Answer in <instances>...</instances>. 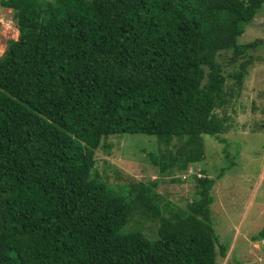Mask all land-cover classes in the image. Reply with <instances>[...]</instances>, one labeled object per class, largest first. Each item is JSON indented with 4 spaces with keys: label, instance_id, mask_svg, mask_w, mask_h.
<instances>
[{
    "label": "trees",
    "instance_id": "1",
    "mask_svg": "<svg viewBox=\"0 0 264 264\" xmlns=\"http://www.w3.org/2000/svg\"><path fill=\"white\" fill-rule=\"evenodd\" d=\"M263 3L0 0L18 30L0 55V264H219L211 189L237 151L194 175L184 206L158 177L105 182L94 154L109 135L144 133L163 145L148 151L160 177L199 161L203 134L229 127L214 111L226 78L243 75L218 55L243 64L259 41L237 39Z\"/></svg>",
    "mask_w": 264,
    "mask_h": 264
},
{
    "label": "rangeland",
    "instance_id": "2",
    "mask_svg": "<svg viewBox=\"0 0 264 264\" xmlns=\"http://www.w3.org/2000/svg\"><path fill=\"white\" fill-rule=\"evenodd\" d=\"M17 37L11 9L0 8V55L7 40ZM253 40H258V45L245 53L242 65L240 59L232 63V50L220 51L218 55L225 74L243 71V75L239 83L234 77L226 78L225 99L214 111L229 127L217 136L203 134L199 161L185 171L171 169L170 175L160 177L148 151H159L163 145L154 135L144 133L109 135L94 154L95 167L105 182L118 184L158 177L161 181L157 191L184 206L194 191V175L215 176L228 163L226 150L228 155L237 151L233 164L211 189V219L219 241L216 249L219 250V243L228 246L225 257L217 255L219 264H264V239L252 238L264 226V3L237 39L238 43ZM155 227L153 221L141 225L151 237Z\"/></svg>",
    "mask_w": 264,
    "mask_h": 264
}]
</instances>
